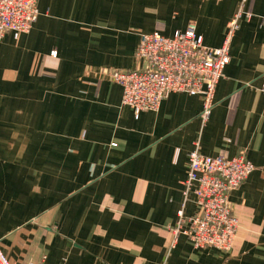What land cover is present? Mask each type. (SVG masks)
Wrapping results in <instances>:
<instances>
[{
  "label": "crops",
  "instance_id": "obj_1",
  "mask_svg": "<svg viewBox=\"0 0 264 264\" xmlns=\"http://www.w3.org/2000/svg\"><path fill=\"white\" fill-rule=\"evenodd\" d=\"M243 14L205 121L199 95L121 104L103 69L138 66L140 32L196 25L220 46ZM29 31L0 35V247L18 264H264V0H37ZM56 51V55L52 54ZM243 154L230 251L172 228L188 153ZM195 205H186L191 214Z\"/></svg>",
  "mask_w": 264,
  "mask_h": 264
},
{
  "label": "built area",
  "instance_id": "obj_2",
  "mask_svg": "<svg viewBox=\"0 0 264 264\" xmlns=\"http://www.w3.org/2000/svg\"><path fill=\"white\" fill-rule=\"evenodd\" d=\"M243 14L240 6L230 17L220 46L204 44L193 22L171 35L158 31L140 32L135 50L138 66L128 70L103 69L101 74L122 89L121 104L130 107L135 118L142 111H155L169 93L199 95L203 100L200 114L207 119L213 105L215 88L230 61V44ZM38 17L37 0H0V35L10 31L14 37L29 31ZM52 54L55 56L56 51ZM259 91L264 94V74ZM254 169L243 154L234 157L206 155L198 141L188 153L182 181V203L172 231L185 235L195 248L232 249L238 220L229 194L238 188ZM195 205L185 214L187 204ZM0 264H18L0 247ZM30 264H42L33 262Z\"/></svg>",
  "mask_w": 264,
  "mask_h": 264
}]
</instances>
